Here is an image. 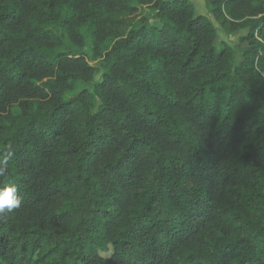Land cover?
Segmentation results:
<instances>
[{
  "label": "trees",
  "instance_id": "obj_1",
  "mask_svg": "<svg viewBox=\"0 0 264 264\" xmlns=\"http://www.w3.org/2000/svg\"><path fill=\"white\" fill-rule=\"evenodd\" d=\"M205 2L238 63L190 0H0V264H264V0Z\"/></svg>",
  "mask_w": 264,
  "mask_h": 264
},
{
  "label": "rangeland",
  "instance_id": "obj_2",
  "mask_svg": "<svg viewBox=\"0 0 264 264\" xmlns=\"http://www.w3.org/2000/svg\"><path fill=\"white\" fill-rule=\"evenodd\" d=\"M190 1L194 4L197 14L209 17L213 21L214 25L216 26L217 32H218V40L216 42V45L220 46L222 42H225V43H228L229 45H231L232 47H235L237 49V61L236 62L238 63L241 59L242 53L240 50H238L237 44L239 43L240 38L243 35L247 34L248 30L247 29H241V30H238L236 32H231V33L227 32L214 19L212 14L209 12L205 0H190ZM139 12H140V16H146L150 19L151 22L155 23V18H154L155 17V11L154 10H152L149 7H140ZM89 46H90V43L88 42L85 50L90 52ZM91 63L94 65H98V61H96V60H91ZM100 78H101V73H98L96 75L95 80L99 81Z\"/></svg>",
  "mask_w": 264,
  "mask_h": 264
},
{
  "label": "clouds",
  "instance_id": "obj_3",
  "mask_svg": "<svg viewBox=\"0 0 264 264\" xmlns=\"http://www.w3.org/2000/svg\"><path fill=\"white\" fill-rule=\"evenodd\" d=\"M14 152L9 145L3 156V163L0 164V177L8 174L7 161L13 158ZM21 204V198L17 194V188L11 184L0 187V214L11 213Z\"/></svg>",
  "mask_w": 264,
  "mask_h": 264
}]
</instances>
